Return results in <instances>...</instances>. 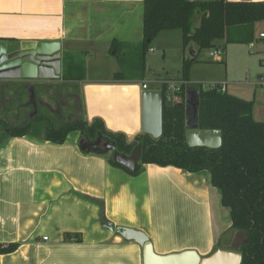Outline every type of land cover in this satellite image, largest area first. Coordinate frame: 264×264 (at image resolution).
I'll list each match as a JSON object with an SVG mask.
<instances>
[{
	"label": "crops",
	"instance_id": "0c3cea01",
	"mask_svg": "<svg viewBox=\"0 0 264 264\" xmlns=\"http://www.w3.org/2000/svg\"><path fill=\"white\" fill-rule=\"evenodd\" d=\"M142 14L143 0H0V41H57L60 54L58 60L47 63L58 79L37 80L30 76L36 67L23 62L19 80H0V103L4 96L7 119L32 114L30 88L35 99L45 85L56 106H62L61 96L68 98L69 116L79 115L74 106L80 97L86 121L100 120L108 132L132 142L141 134V94L158 88L149 89L145 78L114 81L118 65L109 56V47L112 41L140 44ZM259 29L256 26L255 41H264L259 38L264 30ZM175 36L181 40V33ZM154 42L165 57V45L157 37ZM190 51L195 57L197 48L193 45ZM65 55L84 56L81 81H62ZM197 56L189 82L202 85L191 74L196 66L211 65ZM226 78V72L222 78L207 73L203 77L241 97ZM50 113L64 114L61 110ZM257 117L253 119L260 121ZM80 140L79 132H71L62 144L31 136L0 143V244L17 246L11 253L0 254V264H141L140 246L110 232L105 221L143 232L158 255L185 250L200 257L217 249L240 252L244 235L230 229L229 213L206 171L143 165L137 176H130L109 163L110 152H82Z\"/></svg>",
	"mask_w": 264,
	"mask_h": 264
},
{
	"label": "trees",
	"instance_id": "16d2710c",
	"mask_svg": "<svg viewBox=\"0 0 264 264\" xmlns=\"http://www.w3.org/2000/svg\"><path fill=\"white\" fill-rule=\"evenodd\" d=\"M195 15H200L193 26ZM264 23V2H230L212 0H143L142 41L129 46L112 41L109 56L113 57L118 70L114 81H143L145 56L149 45L159 33L179 30L182 49L197 53L214 49L222 42L226 45H249L256 39V26ZM196 53V56H197ZM194 58H184L178 92H170L162 82V133L158 139L139 134L132 142L124 135L108 132L100 120L88 122L82 116L80 97L77 99L72 120L55 119L47 109L42 111L35 101V109L28 104V114L6 117L8 109L4 96L0 103V143L14 137H41L53 144H62L71 132H79L80 139L94 141L98 135L114 143L115 150L129 155L141 145V156L132 172L126 171L109 159V163L130 176H137L143 165L172 166L189 173L206 171L210 184L220 194L222 207L230 218V229L243 233L246 244H241L240 264H264V99L263 120L252 116L253 102L215 88L203 89L201 84L189 82ZM83 55H65L62 61V81L79 82L84 77ZM3 95V94H2ZM176 96L178 102L171 98ZM197 102V105H196ZM81 114V115H80ZM70 117V116H69ZM200 130H219L222 136L220 148H189L184 141L187 127ZM108 153V152H106ZM68 236V234H67ZM16 245L0 244V254L11 253Z\"/></svg>",
	"mask_w": 264,
	"mask_h": 264
},
{
	"label": "water",
	"instance_id": "95a60500",
	"mask_svg": "<svg viewBox=\"0 0 264 264\" xmlns=\"http://www.w3.org/2000/svg\"><path fill=\"white\" fill-rule=\"evenodd\" d=\"M59 43L57 41H0V80L15 81L21 78V64L28 62L36 67L30 75L37 80L58 79L49 61L59 59ZM190 57L194 53L190 51ZM35 109L33 91L30 88V102ZM197 105V102H196ZM34 110L30 116L35 115ZM162 133V95L159 90L144 91L141 94V134L158 139ZM185 144L189 148L218 149L222 144L219 130H200L196 126L187 127L184 133ZM79 149L84 153H111L112 162L128 172L135 169L140 160L141 145L137 144L129 155L115 150L113 142L104 141L100 135L94 141H79ZM107 229L125 241H133L141 248V264H240L241 253L215 250L207 257H200L193 250L158 255L154 252L147 236L138 230L117 227L105 221ZM247 240L243 241L246 244Z\"/></svg>",
	"mask_w": 264,
	"mask_h": 264
},
{
	"label": "rangeland",
	"instance_id": "374dc122",
	"mask_svg": "<svg viewBox=\"0 0 264 264\" xmlns=\"http://www.w3.org/2000/svg\"><path fill=\"white\" fill-rule=\"evenodd\" d=\"M200 16V15H199ZM199 23L198 16L194 17L193 26H197ZM263 23H260L259 31L264 30ZM180 35L179 30L164 31L158 34L157 39L166 47L165 57L160 49L157 48L153 41L149 48L154 49L153 53L147 52L145 56V74L144 78L148 84L149 89L158 88L162 82L167 83L170 87L178 84L180 79L182 58L190 57V51L182 49L181 40L175 39V35ZM171 35V36H170ZM179 45V50L177 49ZM224 54V53H223ZM197 58L200 61H205V65L211 66H196L194 72L191 74L192 78L202 80L203 89H209V81L203 79L207 73L210 76L224 77L226 72L227 82L233 85L235 95H240L241 99L253 102V116L260 121L263 120V93H264V41H254L250 45L230 44L225 47V55L221 57L209 58V50H202L197 53ZM84 60V57H81ZM222 60L223 62H218ZM262 80H258L259 78ZM155 82V83H153ZM158 86V87H157ZM36 97V103L43 109H50L63 112V116L55 114V119L59 118L63 121L72 120L67 113L66 102L68 98L61 96L62 106H56V103L49 99L48 88L45 85H41ZM34 92V91H33ZM67 92H63L62 95L66 96ZM172 99V98H171ZM173 102H178L179 98H173ZM30 102V101H29ZM50 111V112H51ZM111 158V154H109Z\"/></svg>",
	"mask_w": 264,
	"mask_h": 264
},
{
	"label": "built area",
	"instance_id": "2783aa9c",
	"mask_svg": "<svg viewBox=\"0 0 264 264\" xmlns=\"http://www.w3.org/2000/svg\"><path fill=\"white\" fill-rule=\"evenodd\" d=\"M259 38H264V33H260L259 34ZM148 52L152 53L153 50L152 49H149ZM222 55H223V50H222L221 47H216L214 49H210L209 50V58L210 59H213L215 57H221ZM178 85L179 84L174 85V86L171 87V89H172L173 92H178ZM216 85L217 84H210L209 85V88H215ZM218 86H219V88H220L221 91H225V85L224 84H219ZM142 89L143 90H146V85H142ZM173 98H176L177 99L176 96H173L171 100H173ZM44 240H46V238H44Z\"/></svg>",
	"mask_w": 264,
	"mask_h": 264
},
{
	"label": "flooded vegetation",
	"instance_id": "af4514ba",
	"mask_svg": "<svg viewBox=\"0 0 264 264\" xmlns=\"http://www.w3.org/2000/svg\"><path fill=\"white\" fill-rule=\"evenodd\" d=\"M105 140H103V142H104Z\"/></svg>",
	"mask_w": 264,
	"mask_h": 264
}]
</instances>
